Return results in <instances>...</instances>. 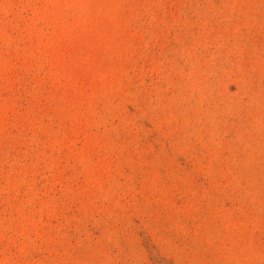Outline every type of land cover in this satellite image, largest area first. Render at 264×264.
Listing matches in <instances>:
<instances>
[{"label":"rangeland","instance_id":"374dc122","mask_svg":"<svg viewBox=\"0 0 264 264\" xmlns=\"http://www.w3.org/2000/svg\"><path fill=\"white\" fill-rule=\"evenodd\" d=\"M0 264H264V0H0Z\"/></svg>","mask_w":264,"mask_h":264}]
</instances>
